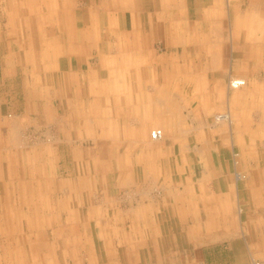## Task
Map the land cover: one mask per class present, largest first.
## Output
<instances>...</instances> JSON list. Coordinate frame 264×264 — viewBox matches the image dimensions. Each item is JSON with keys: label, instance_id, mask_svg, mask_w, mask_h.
<instances>
[{"label": "crops", "instance_id": "0c3cea01", "mask_svg": "<svg viewBox=\"0 0 264 264\" xmlns=\"http://www.w3.org/2000/svg\"><path fill=\"white\" fill-rule=\"evenodd\" d=\"M0 14V264L264 263V0H3ZM48 125L56 144L16 147ZM83 140L108 159L88 169L126 195L107 211L81 210Z\"/></svg>", "mask_w": 264, "mask_h": 264}, {"label": "rangeland", "instance_id": "374dc122", "mask_svg": "<svg viewBox=\"0 0 264 264\" xmlns=\"http://www.w3.org/2000/svg\"><path fill=\"white\" fill-rule=\"evenodd\" d=\"M2 3H3V0H0V5ZM3 17L5 18V16L3 14H0V22H2V23L6 20V19H3ZM232 79H234V78H232ZM231 80H230V82H231ZM192 112H193V114L195 113L196 115H200V114H198V112H200V111L194 110ZM223 113H226V115L228 114V117L226 119L223 118L221 120H218L219 119L218 114H223ZM228 118H230L231 120ZM233 121L234 120H233V117H232V114L230 113V111L228 109H223V110H219L215 114L213 123H215L216 125L224 124L223 128L228 132V130L230 131V127H231ZM252 128H254V127H252ZM206 129H207V127L200 126L199 129H196V130L200 131V134H203L204 130H206ZM19 139H21L22 141L21 142L19 141L20 143L17 142L16 147L23 150L26 146L27 147L28 146L29 147L30 146H39L41 143H43V144H56L58 142L57 140H59V136L57 133V129L54 125L53 126L48 125V126H42V127L31 126L29 129H27V131L25 133V137L23 135V136H20ZM100 143L101 142L95 141V140L79 141V145H80L79 150L80 149L81 150L79 152V158L76 157V161L79 160L78 165H79L80 171H79V173L74 174V176L76 175V177L73 179V181H75V180L78 181L79 185H80V187H79V200H80L81 210L83 209L85 211L83 214H87V211L89 209L88 204H87L88 200H91L92 203H95L94 207L96 209H99V206L102 205L103 206L102 209L107 211V210H109V208H111L110 202L113 201L112 199H114V201L115 200L118 201V204H119L120 201L122 199H124L126 196L122 191L123 187H117L116 186V182L113 179V175L109 174L108 179H107V176L105 175L104 172L98 173L96 169H95V172L88 169L89 165H93V164L94 165L95 164L96 165H102L105 163L106 160H108V159H104L105 157L101 156V153L98 151L99 147H100ZM82 150H84L86 152L84 153ZM20 158H21V160L24 159L23 157H20ZM67 160L62 158L61 163H60V170L62 171V173L60 174V178H62L66 182L72 180L71 176L73 177V175L68 173V170H70V169L72 170L73 167H75V165H76L75 159L74 160L73 159H67ZM244 176L245 175L243 174L242 177H244ZM154 177H155V175H150V174H139L138 175V178H139V185L138 186L143 184V186H144V188L148 194L147 196L150 195V197H152V194L157 196L158 192H159L158 186H156V184L153 183ZM83 205H85V206H83ZM117 206L120 207V205H117ZM94 207L92 205V209ZM124 209H126V210L131 209V207H127ZM85 225L88 228L86 230H89V233H91L90 230H91V228L93 229V226L90 227L91 225L88 221L81 222V226H80L81 230L84 229ZM20 227H17V228H20ZM39 231L35 232L33 230L31 232V234L33 233V237L31 238L32 241H35V239H38L37 242H39L40 237H38V236L35 237V233H39ZM96 231H98V230H96ZM50 235L53 237L52 240L57 239V238H55V237H57L56 235H53V234H50Z\"/></svg>", "mask_w": 264, "mask_h": 264}, {"label": "built area", "instance_id": "2783aa9c", "mask_svg": "<svg viewBox=\"0 0 264 264\" xmlns=\"http://www.w3.org/2000/svg\"><path fill=\"white\" fill-rule=\"evenodd\" d=\"M237 81L235 80H231L230 82V85L232 87H236L238 85H243L244 83H236ZM151 137L154 139V140H158V139H161L162 138V131L160 129H153L151 131ZM238 176H240V174H238ZM255 264H264V263H261V262H255Z\"/></svg>", "mask_w": 264, "mask_h": 264}, {"label": "bare ground", "instance_id": "6f19581e", "mask_svg": "<svg viewBox=\"0 0 264 264\" xmlns=\"http://www.w3.org/2000/svg\"><path fill=\"white\" fill-rule=\"evenodd\" d=\"M233 80H235V81H237L236 83H244L243 85H238V86H236V87H242V86H244V85H246V79L245 78H234ZM107 100H108V98H107ZM89 101V100H88ZM225 103V102H224ZM109 108V107H108ZM108 111H110V110H108ZM219 116H218V120H221V119H223V118H227L228 117V114L226 115V113H223V114H218ZM143 116V115H142ZM228 119H230V118H228ZM231 120V119H230ZM16 141V140H15ZM14 141V142H15ZM19 141V140H18ZM21 142V141H20ZM19 142V143H20ZM22 144V143H21ZM18 146V145H17ZM40 222V221H39Z\"/></svg>", "mask_w": 264, "mask_h": 264}]
</instances>
